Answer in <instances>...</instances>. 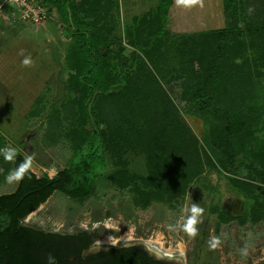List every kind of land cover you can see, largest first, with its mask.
I'll return each mask as SVG.
<instances>
[{
    "label": "rangeland",
    "instance_id": "1",
    "mask_svg": "<svg viewBox=\"0 0 264 264\" xmlns=\"http://www.w3.org/2000/svg\"><path fill=\"white\" fill-rule=\"evenodd\" d=\"M254 2L264 6V0ZM70 3L79 18L93 23L96 50L114 82L131 65L137 45L148 39L146 33L140 37V15L125 14L121 0ZM138 5L133 10L140 14ZM19 21L15 6L6 2L0 12V150L14 149L36 177H50L67 166L89 129L86 103L75 81L73 40L61 12L51 9L39 27ZM204 21L190 25L170 15L167 32L154 48L137 51L143 64L127 87L99 101L101 125L109 133L111 171L91 195L72 200L54 192L21 224L86 231L104 246L144 241L179 257L182 264L264 263V186L248 170L259 163L258 155L264 158V93L255 86L258 76L264 82V52L250 55L248 49L235 47L216 76L209 77L204 65L211 35L193 30H214L221 24ZM25 57L28 65L22 64ZM196 88L213 97L206 112L193 105ZM235 119L242 151L228 169L219 166L216 173L212 167L217 161L202 137ZM9 154L11 159H6L0 152V195L13 192L18 183L14 152ZM160 179L176 181L162 192L154 184ZM203 179L219 186V222L208 209L211 196L200 186ZM193 188L196 196L190 195ZM143 190L154 191L148 205L140 199ZM176 190L182 200L179 210L172 211L170 198ZM193 205L200 212L196 233L190 236L185 225ZM214 237L218 243L211 247Z\"/></svg>",
    "mask_w": 264,
    "mask_h": 264
},
{
    "label": "trees",
    "instance_id": "2",
    "mask_svg": "<svg viewBox=\"0 0 264 264\" xmlns=\"http://www.w3.org/2000/svg\"><path fill=\"white\" fill-rule=\"evenodd\" d=\"M254 1L221 0L223 27L199 32L211 35V50L206 56L204 65V71L209 77L216 76L217 71L220 70L221 62L227 53L235 47L243 50L248 49L250 55L263 54L261 52H264V41L261 37L264 35V6ZM171 3L172 0H157L155 6L140 16V37L142 33H146L148 39L145 43L140 42V46L137 45V51H151L157 41L164 37L167 32V11ZM45 4L49 14L53 8L61 12L68 34L73 40L71 47L76 62L75 81L83 90V100L86 103L84 117L89 129L75 148L67 166L56 172L51 178L47 175L36 177L29 169L25 158L14 151L13 169L18 183L13 192L0 195L1 264H19L21 257L24 256L26 245L23 242L22 232L25 231L17 228L19 219L36 210L54 192H59L72 200L89 197L93 187L110 173L111 167L106 154L109 133L101 125L97 105L101 99L113 97L127 87L128 79L143 64L141 56L136 51L131 65L124 68L112 82L104 58L96 50L92 36L93 23L79 18L71 8L70 0H45ZM147 20L150 23H146ZM255 61L262 63L258 57H255ZM255 86L259 93H264V82L259 76ZM192 98L193 105L200 112H206L213 100L212 95L203 88H196L192 93ZM91 99L93 102L88 111ZM36 115L38 113L33 116ZM240 128L237 119L230 120L228 124L222 125L218 129L215 128L209 138L202 137L204 145L217 161L215 167H212V171L218 173L219 166L228 169L237 154L242 151ZM258 159L259 163L248 169L251 173L249 176L264 186V158L258 155ZM227 164H229L228 167L225 166ZM175 181V179L169 181L160 179L154 184L163 192ZM200 186L205 190L204 192L211 196L208 209L211 213L216 214L217 222L221 221L223 216L221 212L219 213L217 202L219 186L212 185L204 179L201 180ZM153 193L154 191L151 190L141 191V201L148 205ZM196 194V189H190L191 196H196ZM170 200H174L172 211H178L182 192L174 191Z\"/></svg>",
    "mask_w": 264,
    "mask_h": 264
},
{
    "label": "flooded vegetation",
    "instance_id": "3",
    "mask_svg": "<svg viewBox=\"0 0 264 264\" xmlns=\"http://www.w3.org/2000/svg\"><path fill=\"white\" fill-rule=\"evenodd\" d=\"M27 216L17 222V228L25 231L26 245L19 264H182L179 257L161 253L144 241L98 245L86 231L62 232L21 224Z\"/></svg>",
    "mask_w": 264,
    "mask_h": 264
},
{
    "label": "crops",
    "instance_id": "4",
    "mask_svg": "<svg viewBox=\"0 0 264 264\" xmlns=\"http://www.w3.org/2000/svg\"><path fill=\"white\" fill-rule=\"evenodd\" d=\"M137 1V0H136ZM134 0H121L122 5L124 6V13H129L131 17L135 16H143L146 14L151 7L155 6L156 4H145L142 0L139 2ZM215 2H210V0H172L171 6L168 9V21L170 18V15L172 17L179 16L185 20L187 24L190 25H196L202 23V19L205 18L204 24H210L214 23L216 25L221 24V26H217V28L214 29H220L223 27L224 21H223V14H222V8H221V0H214ZM155 2V0H154ZM138 7H140V14L139 12L134 11L133 8L134 5L139 4ZM147 5V6H146ZM212 5L215 6V9H212ZM3 6H6V1L1 0L0 2V12ZM136 7V6H135ZM182 11V12H180ZM199 17V18H198ZM198 19H201L200 21ZM213 19V21L211 20ZM53 24H57L55 18H53ZM182 20V19H181ZM8 21V19H6ZM21 22V21H19ZM46 23V21H45ZM192 23V24H191ZM34 26L39 27V24H35ZM210 29H201V30H193V32H202V31H208ZM212 30V29H211Z\"/></svg>",
    "mask_w": 264,
    "mask_h": 264
},
{
    "label": "built area",
    "instance_id": "5",
    "mask_svg": "<svg viewBox=\"0 0 264 264\" xmlns=\"http://www.w3.org/2000/svg\"><path fill=\"white\" fill-rule=\"evenodd\" d=\"M15 6L17 19L38 24L41 20H46L49 16L45 0H6Z\"/></svg>",
    "mask_w": 264,
    "mask_h": 264
},
{
    "label": "clouds",
    "instance_id": "6",
    "mask_svg": "<svg viewBox=\"0 0 264 264\" xmlns=\"http://www.w3.org/2000/svg\"><path fill=\"white\" fill-rule=\"evenodd\" d=\"M30 63V59L25 57L22 61L23 65H28ZM14 149H2L0 150V152H3L5 154V158L6 159H11V155L9 153L14 152ZM191 212H192V216L187 220V223L185 225V231L190 235H195L196 233V228L194 227V225L196 224V216L199 214L200 209L196 206L193 205L191 208ZM218 243L217 238H213L210 246L211 247H215L216 244Z\"/></svg>",
    "mask_w": 264,
    "mask_h": 264
},
{
    "label": "water",
    "instance_id": "7",
    "mask_svg": "<svg viewBox=\"0 0 264 264\" xmlns=\"http://www.w3.org/2000/svg\"><path fill=\"white\" fill-rule=\"evenodd\" d=\"M92 102H93V99H91V101H90V103L88 105V111L90 110V106H91Z\"/></svg>",
    "mask_w": 264,
    "mask_h": 264
}]
</instances>
